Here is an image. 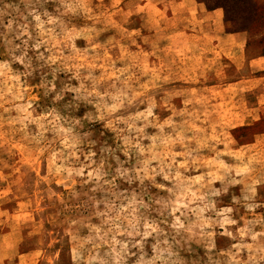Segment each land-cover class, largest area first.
<instances>
[{
	"label": "rangeland",
	"instance_id": "obj_1",
	"mask_svg": "<svg viewBox=\"0 0 264 264\" xmlns=\"http://www.w3.org/2000/svg\"><path fill=\"white\" fill-rule=\"evenodd\" d=\"M0 264H264V0H0Z\"/></svg>",
	"mask_w": 264,
	"mask_h": 264
}]
</instances>
